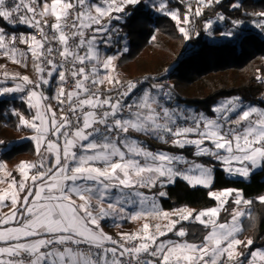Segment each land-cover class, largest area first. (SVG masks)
Returning a JSON list of instances; mask_svg holds the SVG:
<instances>
[{
  "label": "snow or ice",
  "instance_id": "6c2138e0",
  "mask_svg": "<svg viewBox=\"0 0 264 264\" xmlns=\"http://www.w3.org/2000/svg\"><path fill=\"white\" fill-rule=\"evenodd\" d=\"M169 2L0 0V19L33 30L16 35L0 27V55L24 67L30 56L36 75L0 87V97L23 93L21 101L35 110L31 120L16 109L10 114L33 131L39 157L36 163H20L19 180L0 163V171L11 177L0 179L8 185L0 190V208L11 207L0 216V264H264V248L239 238L241 218L251 215L241 205L253 201L240 190H212L217 167L240 178L264 170V109L245 106L241 97L229 98L210 109L212 118L172 107L171 91L159 82L144 87L118 78L116 61L127 47L117 48L119 29L113 21L126 22L132 14L126 10L144 7L168 17L189 40L193 30L188 25L222 0H195V10L179 0L186 3L183 15ZM229 7L239 10L242 4ZM252 15L264 34V11ZM231 23L238 29L242 21ZM212 26L205 20L209 35ZM221 35L244 39L242 31ZM45 87L52 89L51 96ZM49 100L58 107L44 103ZM130 133L208 159L197 162L183 151H153ZM0 146L7 147L3 141ZM177 180L208 189L217 206L195 213L187 207L165 211L157 197L166 199V189ZM141 189L156 192L150 198ZM229 199L236 208L230 220L219 222ZM258 202L264 204V196ZM149 218L161 223L153 225ZM109 219L117 227V221L145 222L138 231L114 239L104 231ZM183 222H198L209 231L200 243L189 242L183 239L188 235ZM169 234L179 239H162ZM241 246L248 251H239Z\"/></svg>",
  "mask_w": 264,
  "mask_h": 264
},
{
  "label": "trees",
  "instance_id": "16d2710c",
  "mask_svg": "<svg viewBox=\"0 0 264 264\" xmlns=\"http://www.w3.org/2000/svg\"><path fill=\"white\" fill-rule=\"evenodd\" d=\"M232 2L241 3L242 8L230 9ZM186 3L172 0L169 6H178L183 15ZM126 11L132 13L126 22L113 21L119 29L117 48L127 47V51L116 61V68L123 77L150 73L153 77L144 81L145 86L154 82L163 84L165 89L172 93V107L192 106L197 112L204 110L210 115V108L219 99L241 97L245 103H256L264 108V34H261L253 23L259 18L252 15L264 11V0H222L220 5L204 9L205 15L188 25L193 30L189 40L183 39L175 22L168 17L154 15L144 7L138 11ZM220 14L225 15V21L218 20ZM205 20L212 21L215 27L212 26L211 30L214 33L226 29L242 31L244 39L237 40L233 37L222 42H212L204 30ZM232 20L242 21L240 28H234ZM0 27H4L8 33L29 32L28 28L13 27L2 19ZM109 51L110 49L107 52ZM5 61V57L0 58V65ZM258 76L260 79H257ZM12 109L20 111L26 119L32 116L21 100L0 97V141L7 145L0 146V161L9 164L36 153L34 144L25 138L31 129L19 124V118L10 114ZM136 137L153 151H183L189 159H195L197 162H205L208 159L193 157L192 149L177 150L150 137ZM223 189L240 190L244 199L253 201L249 211L251 215L242 220L243 231L239 238L244 241L253 239V248L264 247V204L258 202V198L264 195V170L252 173L248 181H243L227 178L217 167L212 190ZM166 190L168 197L159 200L164 210L189 207L195 213L215 205V201L208 196V189L200 186L192 188L181 180H177L175 185ZM226 208L227 211L220 213L219 222L230 218L234 208L231 199ZM106 224L104 223V226ZM182 226L188 231V235L183 239L189 242L200 243L208 232V229L197 223H183ZM106 228L111 233L115 232L110 226ZM240 251L248 250L241 247Z\"/></svg>",
  "mask_w": 264,
  "mask_h": 264
},
{
  "label": "rangeland",
  "instance_id": "374dc122",
  "mask_svg": "<svg viewBox=\"0 0 264 264\" xmlns=\"http://www.w3.org/2000/svg\"><path fill=\"white\" fill-rule=\"evenodd\" d=\"M170 1H172V0H170ZM98 2L99 3H103V0H98ZM186 2L187 3H191L192 4V7H195L196 6V3H195V0H186ZM151 12H153V14L154 15H160V14H158V13H156V12H154V11H151ZM122 15V14H121ZM20 26H22V27H24V28H27V27H25V26H23V25H20ZM213 27H215V26H213ZM29 29V28H28ZM212 33H213V35H209V33L207 32V37H208V39L210 40V41H212V42H222V41H225V40H227V39H232L233 37H225V36H222L221 35V33H224V32H228V31H230L229 29L227 30H225V31H223V32H217V33H214L212 30H210ZM21 33H30V31L29 32H23V31H21L20 33H16V35H19V34H21ZM9 34H15V33H9ZM22 51H27V46L26 45H22V44H18L17 45ZM102 51H104V52H107L108 51V49L107 48H103L102 49ZM2 57H4V56H2V55H0V58H2ZM5 59H6V61L4 62V64H2V65H0V81H3V83L2 84H0V87H2V86H7V87H11V86H14V84L15 83H17V82H19V77L20 76H24V75H27L30 79H32L33 78V76H34V70H33V66H32V61H31V57L29 56V59H28V61H27V67H24L22 64H18V63H14V62H12L11 60H9L7 57H5ZM116 72L118 73V78L119 79H123L124 77L119 73V71L117 70V68H116ZM135 75H138V74H135ZM12 84V85H11ZM141 86H144V87H147V86H145V84H144V82L142 83V85ZM102 90H104L103 88H102ZM3 97V96H2ZM229 98H235V97H225V98H221V99H219L218 101H217V103L216 104H214V105H217V104H221V103H223L225 100H227V99H229ZM244 104H245V106H247V105H255V106H257L258 108H261V109H264L262 106H260L259 104H256V103H250V102H244ZM213 105V106H214ZM212 106V107H213ZM185 109H194L192 106H183ZM211 107V108H212ZM210 108V109H211ZM197 113H204V114H206V115H209V114H207V112L206 111H204V110H201V111H199V112H197ZM210 117H212V113L210 112V115H209ZM212 118H214V117H212ZM130 135L131 136H133L134 138H136V136L137 135H141V134H137V133H130ZM137 139V138H136ZM141 142V141H140ZM142 143V142H141ZM143 144V143H142ZM169 153H172V152H169ZM1 162H3V161H1ZM260 169H257V170H255L254 172H256V171H259ZM254 172H252V173H254ZM251 173V174H252ZM225 174V176L227 177V178H230V179H240V180H243V181H248L249 180V178H250V176L248 177V178H240V177H233V176H229V175H227L226 173H224ZM250 174V175H251ZM141 191H143L146 195H148L150 198L152 197V195L156 192V190H151V191H149L148 189H141ZM215 191H220V190H215ZM264 196V195H263ZM159 200H160V198H158L157 197V203L158 204H160V202H159ZM215 206H217V202L215 201V205L213 206V207H215ZM182 208V207H181ZM187 208H189V207H187ZM212 208V207H211ZM234 208H236V206L234 205ZM233 208V209H234ZM175 209H177V208H175ZM189 209H191V208H189ZM209 209V208H208ZM241 209L242 210H244L246 213L247 212H249L250 211V206H244L243 204L241 205ZM174 209H172V210H165V211H173ZM191 210H193V209H191ZM233 211V210H232ZM246 216H248V215H246ZM245 216V217H246ZM245 217H243V218H241L242 220L245 218ZM231 219V216H230V218L228 219V220H230ZM227 220V221H228ZM145 221L143 220V219H140V220H137V221H130V220H124V221H117V223L118 224H120L121 226H119V230H116L117 229V226H113V221L111 220V219H109L108 221H106V226H110V227H114V230L115 231H117V233H118V231H122L121 229L124 227L125 228V224H127V226H126V230H124V233H130V232H136V231H138L140 228H141V226H142V224L144 223ZM149 222L151 223V224H153V225H155L156 223H161V221H159V220H157V219H153V218H149ZM183 223H197V224H199L198 222H183ZM105 227V226H104ZM116 228V229H115ZM209 231V230H208ZM168 238H171V239H179V238H177V237H174V236H172L171 234H169V237H164V238H162V239H168ZM241 247H243V246H241ZM240 247V248H241ZM240 248H239V251H240ZM262 248H264V247H262ZM243 249H244V247H243Z\"/></svg>",
  "mask_w": 264,
  "mask_h": 264
},
{
  "label": "crops",
  "instance_id": "0c3cea01",
  "mask_svg": "<svg viewBox=\"0 0 264 264\" xmlns=\"http://www.w3.org/2000/svg\"><path fill=\"white\" fill-rule=\"evenodd\" d=\"M52 107H53V109L57 108V107H54V106H52ZM182 108L185 109L184 107H182ZM187 110H189L191 113H197V111L195 109H187ZM31 113H32V116L30 117L29 120H31L32 117L34 116L35 110H31ZM58 113H59V111H57V115H58ZM33 135H34V133L31 130V132L25 138L29 139L35 146V142L31 139V137ZM36 157L39 159V157L35 153L34 155H29V156H25V157L21 158L18 162L14 163V164H9V163H6V162H1V161H0V163H4L6 165V171L12 173V175L15 176L19 180L20 176H19V173L17 171V168L20 165V163L21 162L34 163V158H36ZM29 174H31V173H29ZM0 179H11V177H5L4 176V172L0 171ZM7 187H8L7 183H0V190L6 189ZM10 211H11V207L10 206L9 207H4V208H0V216H3L6 213H9ZM124 226H125V228L123 227L121 229L122 231H118V233L115 230H114L115 231L114 233H111V231L107 230L106 226L104 227V231L108 235H111L114 239H119V234L122 233V232L124 233V230H126L127 224H125ZM112 228H114V227H112ZM118 228L119 227H117V229L116 228L115 229L119 230Z\"/></svg>",
  "mask_w": 264,
  "mask_h": 264
},
{
  "label": "built area",
  "instance_id": "2783aa9c",
  "mask_svg": "<svg viewBox=\"0 0 264 264\" xmlns=\"http://www.w3.org/2000/svg\"><path fill=\"white\" fill-rule=\"evenodd\" d=\"M19 26H20V25H19ZM29 31L32 32L33 30H32V29H29ZM35 35H36L37 39H40V38H41L39 32H36ZM152 77H153V76H152L150 73H143V74H138V75H132V76H130V77H124V78L122 79V81H125V82H127V81H140V82L143 83L146 79H148V78H152ZM32 79H33V80L36 79V75H35V73H34V76H33ZM53 88H55V85H53ZM44 91L46 92V94H48L49 96H51V94H52V89H49V88L45 87ZM101 91H103V90L101 89ZM22 95H23V93H16V94H11V95L5 94L3 97H4V98H8V99L21 100V99H20V96H22ZM44 103H50L52 106H54V107H58L57 104H56V102H55L54 100H49V101H46V102H44ZM179 108H180V109H183L182 107H179ZM59 115H61L60 112L58 113L57 116L59 117ZM181 123H183V121H181ZM37 161H38V158H37V157L34 158V163H36ZM33 171H34V170H33Z\"/></svg>",
  "mask_w": 264,
  "mask_h": 264
}]
</instances>
